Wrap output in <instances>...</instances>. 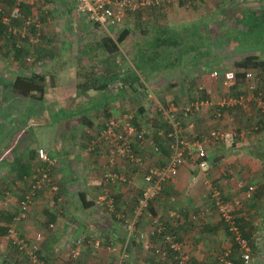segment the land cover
I'll use <instances>...</instances> for the list:
<instances>
[{"label": "crops", "instance_id": "1", "mask_svg": "<svg viewBox=\"0 0 264 264\" xmlns=\"http://www.w3.org/2000/svg\"><path fill=\"white\" fill-rule=\"evenodd\" d=\"M52 1L55 3L54 7L51 6V0H44V4L48 5L47 9L43 10L39 1L36 4L37 6L34 7V10L44 18L42 29L44 33L39 35V40L41 36H44V50L42 48L40 50L42 52H30L32 50L30 46L27 47L29 52L26 51L28 53L21 54L18 58L12 45H10L13 42L10 38L11 34L6 33V38L0 40V74L3 68L1 65L6 62L8 57L17 60V63L21 62V67L24 68H27V66L25 67V61L27 65L38 64L41 67L44 66V68L42 67L44 71L41 73V75H44V92L39 94L37 98L15 94L12 88H8V86H3V93H1L0 87V118L2 97L8 90H11L13 96L19 99L25 98L26 105L30 100H44V104H47L51 110L49 112L50 117L47 116V113H44V133H37V136H42L41 142L35 134L34 138H31V133L27 132L0 133V171L7 170V176L12 180L11 183L18 184L21 180L27 181L25 178L19 179V172L24 166H28L31 173L38 162L37 149H46L58 161V166L53 169L52 175L54 181L59 185V193L54 196L49 192H44L39 196V203H44L42 211L38 214L40 218L44 217L45 222L40 229L46 231L42 252L44 264H65L64 260H67L66 251L69 250L70 239L72 240L78 236H84L89 242L81 248L79 257L73 263L68 262L66 264H115L117 255L111 253L108 246L114 244L119 247L125 240L126 231L117 216L107 212L98 201V195L106 187L103 184L102 175L107 162V150L103 144L93 145L92 142L93 134L105 125L107 119L122 112L119 107L124 101L126 102L130 90H124L121 77L111 79L105 90L98 89L97 83H94V86L88 83L84 86L85 90L81 89L80 85L95 78L100 82L103 79L109 80L120 71L124 72L125 68L129 66L124 59L133 58L136 50L140 48L138 43L149 39H145L139 34V30H145L149 26L146 17V12L149 9H154L155 12L163 11L161 7L169 2L170 12L178 7L184 12L180 13L178 11L176 14L184 15L188 13L186 12L188 5L181 2L177 3L176 0H158L159 3L153 7L129 13L121 29L117 32L114 31L115 36H111L107 32L104 33L99 26L77 14L73 0ZM247 9H254V7H247ZM155 12L154 14H157ZM215 12L214 26H219L215 30L220 31L223 29L222 27L225 24L223 18H226V16L219 15L218 11ZM200 18L205 22L204 24L202 22L200 27L206 43H219L222 40L223 33L226 34L229 31L212 34L210 27H208L212 22V18L208 19L206 16H200ZM235 22H237L238 28H242L245 24L243 20H236ZM124 30H128L130 33L125 41L119 44L118 54L110 55L102 45H97L104 37L112 38L113 41L117 42L118 37ZM93 35H96V37ZM90 36H93V38ZM8 43L10 47L6 46ZM211 49L213 56L201 57V59L200 57L197 58L198 53L187 54L186 58L189 62L183 68L174 70H162L160 68L146 73L157 75L168 71H184L188 68L187 71L192 76L216 82L210 78L209 73L215 68H220L225 54H229L230 50L222 51L219 46ZM203 50L201 51L203 52ZM243 50L240 54L241 57L245 55L243 52H247L248 49ZM129 59L127 62L130 61ZM130 63L132 62L130 61ZM201 68L203 71H200ZM31 70L32 67L30 73ZM19 73L21 74L20 70ZM20 74L17 76H20ZM162 82L164 84V81ZM0 83L2 85L1 78ZM207 87L210 90L206 93L207 99L204 100L208 102L201 107V111L196 116L198 133L221 127L228 131L238 130L241 132V136L232 144L211 145L208 149L209 167L206 171L200 170L192 162H187L180 167L175 182L169 183L163 188L160 197L152 203L150 211L154 216H159L168 227L176 232L178 240L182 243L183 252L189 256L188 264H219L218 255L229 247L233 249V241H231V235L226 224L217 213L210 198L205 195V183L211 181L227 193L229 192L228 184L231 180L238 187L242 183L244 189L248 185H254V194L250 199L245 198L243 192L246 204L242 209L236 210V213L238 218H242L247 222L246 229H249L250 226L254 227L252 231L254 241L253 245L250 244L251 264H257L253 257L254 251H262L263 249L257 243L256 238L261 234V230L264 232V194L258 199L257 204L254 203L256 192L260 187H264V156L262 158V155H264V124L262 115L255 106L251 109V112H247L240 107L221 108L218 105V100L227 92L226 89L220 84L223 92L220 96H217L210 85H207ZM239 92L236 88L231 91V95ZM132 94L134 93L132 92ZM12 105L15 108L12 110L16 111H8L11 114H9L11 119L14 120V116H26L27 113H25L24 108L21 109L20 104ZM63 108L71 110L69 117L62 115L60 111ZM218 108L221 109V115H217ZM235 108L241 110V116L236 115ZM33 117L36 118V116ZM37 117H39V113ZM19 128H23L22 131L25 129L23 125ZM2 134H5V136L1 137ZM4 137L5 139H2ZM162 146L165 152L162 150V153L156 154L158 157L156 163L158 164L164 161L166 155L168 156L164 141ZM142 152L147 157V162L150 163V160L148 161L150 149L142 150ZM234 152L246 155V159L244 158L240 165L239 163L236 164L237 167L233 164L236 158ZM245 162H248V167H243ZM4 165L7 167L4 168ZM247 170H250L248 174L244 175L247 179H240L237 173L246 172ZM131 173L135 174V171L131 169ZM136 180L141 182L139 183L140 189H136ZM7 185L8 183L4 186ZM142 187L143 181L140 174L135 176L133 187H110L111 192L116 197L118 210L131 213L138 196L141 194ZM21 192L23 191L21 190ZM85 203L89 206H86ZM32 211H34V208L30 212ZM18 212L19 207L17 206L14 209V215H11V213L4 210L2 205L0 208V225H3L5 219L8 218L6 216L10 214V218L13 220ZM32 217L24 219L27 222L18 226V228L21 227L22 230H20L23 235L28 238H33L35 234L30 233L28 228L33 229L31 227L33 225ZM50 223H55L54 229H49L48 225ZM11 224H8V226ZM151 224V218L144 216L140 222V228L149 230ZM4 236L6 235L0 236V239ZM98 239L101 240V245L96 246L95 242ZM157 241L154 237H150L147 242L135 241L130 248V259L127 264H177L173 259L161 262L155 255L154 247ZM15 249L19 252L16 247ZM103 251L110 252L108 255L114 258L113 262H111V259L108 261V257H105V260L96 257L98 253ZM11 254L12 252L4 257L6 260L4 263L10 264V258H7V256ZM105 254L107 253H103L102 256H105ZM55 257H58L57 261L59 262H53ZM25 259L27 258L25 257ZM260 260L262 259L260 258ZM70 262L72 261L70 260ZM14 263L26 264V262L21 261H13Z\"/></svg>", "mask_w": 264, "mask_h": 264}, {"label": "built area", "instance_id": "2", "mask_svg": "<svg viewBox=\"0 0 264 264\" xmlns=\"http://www.w3.org/2000/svg\"><path fill=\"white\" fill-rule=\"evenodd\" d=\"M40 2L42 9H47L44 0H12L7 6L0 1V12L4 13L3 22L8 25L11 34L19 35L16 43L21 47L22 38L30 37L31 42H39V35L44 26V18L38 13L25 15L22 12L23 4L34 6ZM77 14L85 17L94 25L99 26L103 32L115 36V32L121 29L124 20L131 12H139L158 4V0H73ZM51 6H55L51 0ZM49 4V3H48ZM6 10H8L6 12ZM19 21L20 23H13ZM38 30L37 35H31L32 29ZM114 29V30H112ZM115 31V32H114ZM32 60V59H29ZM245 80L238 77L239 70L213 69L210 78L219 82L226 89V93L218 100L221 108L240 107L247 112L255 106L262 115L264 124V76L257 70H242ZM143 85L145 99L149 101L155 114L164 126L156 123L144 124L143 115L126 110L110 116L105 125L94 133L93 145L103 144L107 150V162L103 168L102 180L104 190L98 195L101 206L110 214H115L123 223L126 237L124 242L116 247L108 246L111 253L117 255L115 264H127L130 259V248L135 241L147 242L150 237L158 241L155 245V255L163 263L173 259L177 264H188L189 256L183 252L182 243L178 240L176 232L168 227L159 216H154L150 209L152 203L157 200L163 188L169 183H174L180 167L187 162H192L200 170L206 171L209 167V152L211 145H224L236 142L241 132L238 130L228 131L217 127L209 131L198 133L197 114L201 107L208 101L194 99L186 105H181L162 100L154 88L150 86L139 74ZM238 88L237 94L231 95V91ZM204 85L198 87L197 92H209ZM221 109H217V115H221ZM165 143L168 156L162 163H149L142 150L150 149L153 154L162 153V142ZM38 165L34 168L31 176H26L28 181L27 190L22 194L18 203L19 212L8 226L7 238L16 247L20 254L26 255L34 264H44L41 258L43 242L46 231L35 232L33 238H28L18 229V223L24 220L28 213L36 207L41 193L49 192L54 196L59 193V185L53 179V169L58 166L56 158L52 157L44 148L37 149ZM130 169V170H129ZM135 171V174L131 173ZM141 175L143 187L141 194L134 205L133 211L127 213L119 211L116 205V197L110 187L124 186L133 187L134 178ZM205 195L212 201L217 213L226 224L231 235L233 249L229 247L218 255L219 264H251L252 253L249 241L242 236L238 224L236 210L242 207V201L235 198L232 202L225 198L222 189L215 186L211 181H206ZM243 184L240 183V187ZM254 185L246 186L244 197L250 199L254 194ZM144 216H149L152 226L149 230L140 228V222ZM49 229L55 228V223L48 225ZM84 236L70 239L69 255L76 259L81 253V248L88 244ZM101 245V240L95 242Z\"/></svg>", "mask_w": 264, "mask_h": 264}, {"label": "rangeland", "instance_id": "3", "mask_svg": "<svg viewBox=\"0 0 264 264\" xmlns=\"http://www.w3.org/2000/svg\"><path fill=\"white\" fill-rule=\"evenodd\" d=\"M176 2L177 3L181 2V3H184L185 5H188V7L186 8V10H187L186 12H188V13L184 14V15H177L176 13H178V11L180 13L184 12L182 9H180L178 7H175L174 10L172 9V11L170 12V10H169L170 9V5H169L170 3L169 2L168 3L166 2L164 4V6L161 7V8H163V11H156L155 12L154 9H149L146 12V15H147L146 17L148 18L147 23L149 24V26L145 30H139L140 31L139 34L143 38H152L153 37V33L151 32L152 29L164 25L165 27H170V28L174 29V32L176 31V33H175L176 37L180 38V40H183L182 37H188L191 32L193 35H195V30H197V31L199 30L197 26H200V24L203 22L202 18H200V16H202V17L206 16V17H208V19L212 18L211 19L212 22L208 25V27H210V32L212 34H215L218 32L223 33L226 30L231 31L232 28L238 27L237 22H235V21L236 20L240 21L242 19L241 15L243 14V11H245V9H247V7H250V8L254 7V9H255V8L261 7V5L264 4V0H176ZM197 3H198V5H197ZM216 7H218V9H216ZM215 11H218L219 15L223 14L226 16V18H223V20H224L223 23H225V24L222 27L223 29H221L220 31L215 30V28H217V29L219 28L218 25L214 26L215 19H216L215 18V13H216ZM154 12L157 14H154ZM137 18H140V17H137ZM141 18H143V17H141ZM229 19H231V20H229ZM140 23H142V21H140ZM204 23L205 22H203V24ZM187 28H188V30H187ZM145 31L147 33L149 32V34H147V35L144 34V33H146ZM253 34L255 35V33H253ZM93 36L96 37V35H93ZM93 36H90V37L93 38ZM224 39H222L221 41H223ZM231 42L233 43L234 40L232 39ZM10 45H12V44L10 43ZM10 45H9V43L6 44V46H9V47H10ZM213 45H214V47L212 46L211 48H215L216 46H219L220 48L224 46L223 48H227L228 42H227V39H225L224 42H222V44H218V45L213 44ZM138 46H140V43H138ZM144 47H146V46H144ZM31 49H32V47H31ZM123 50L126 51L125 49H123ZM147 50H148V48L145 51H147ZM150 50L152 51L153 49L151 48ZM223 50L227 51L229 49H222V51ZM242 51H244V50L240 49L238 47H235V45H233V48H232V50H230V53L225 54L224 61L220 65L219 69L234 68L235 62L237 61V59H240V57H241L240 54H242ZM30 52L34 53V51H30ZM251 52H252V50H251ZM150 53L151 52H148V54H150ZM243 53L248 54V52H243ZM259 55L261 56V58L264 59V53L263 52H260ZM164 58L166 59V57L163 55L161 56L159 54L158 55L155 54V56H154L152 54L150 60H149V57L147 58L148 59L147 65H145V67L140 69L141 72L139 71L140 72L139 74L141 75V77H143V79H145L146 81H149L148 82L149 85L154 88V90L156 91L158 96L162 100H164L165 102L173 101V102L181 104V105H186L193 100V97L195 98L196 96H199V94L201 92H197L196 89H198V87L200 85H204V86L210 85L211 86L210 88H212V91L214 90V93H216L217 96H220L221 92H223V89L220 87L219 82H213V81H210V79H207V81H206V80H203L202 77H198V76H194V75L192 76L187 71L188 68H186L184 71H182V70L178 71V72L168 71V72L159 73L157 75L156 74L154 75L152 73L149 75L146 73V69L148 71H153L156 69V67L161 68L160 65H163L164 63H166ZM129 60L132 61V58ZM130 61L128 62V65L133 66V64L130 63ZM1 66H3L2 70H1V74H0V78H1V82H2V85L0 83L1 93H3V86H8V88H12L11 85L14 81L13 79L15 77H18L17 75L20 74V73L18 74L19 70L21 72L20 75H28V74L30 75L32 72H36L40 75L44 71V69H43L44 66H42L43 67L42 68L38 64L27 65L26 61H25V67L27 66V68H24L23 66L21 67V62L17 63V60L13 59L12 57L6 58V62L4 64H2ZM31 67H32V70L30 73ZM26 69H28V70H26ZM200 71H203L202 68ZM145 74H147V75H145ZM162 81H164V84ZM125 91H127V90H125ZM34 94H35L34 97L37 98L39 93L38 94L34 93ZM2 98H3V103L1 105L0 133H25V132H27V133H31V135H32V136L30 135L31 138H34V134L37 136V133H44V113L45 114L47 113L48 114L47 116L50 117L49 112L51 111L49 106H47V104H44V100H30L28 102V104L26 105L25 98L19 99L18 97L13 96V93L11 92V90L10 91L8 90L7 93L5 95H3ZM12 104H20L21 109L24 108L25 113H27L26 116L25 117L14 116V120L11 119L10 118L11 114L8 111L15 109L14 107H12L13 106ZM140 106H144L145 110H146V114H145L146 116L143 115L144 120H141L142 123H144V124L156 123L162 127L164 126V124L159 121L157 114H155L152 104L149 101H147L145 98L142 99L141 102H137L134 94H132L131 91L128 92L126 102L124 101L123 104H121V106L119 108L122 111H126V110H129L132 112L137 111L134 113L136 115V114H138V109ZM235 109L237 111L236 115L241 116V110L237 109V108H235ZM44 110H45V112H44ZM14 111H16V110H12V112H14ZM60 112L62 113V115H65L67 117H69L71 114V110L68 108H63V109H61ZM38 113H39V117H37ZM33 116H36V118ZM21 125L24 126V128H25L24 131H22L23 128H19ZM2 136H5V134H2L1 137ZM37 137L40 138L39 141L41 142L42 136H37ZM2 139H5V137ZM224 145H226V144H224ZM234 153L236 154V158H235V163H233V164L235 165V167H237L236 164L239 163V165H240L241 164L240 162L244 161V158L246 159V157H245L246 155H244L243 153H240V152H234ZM162 155L164 156V154H162ZM152 158L154 159L153 161H152ZM149 160H150V163H156V161L158 160V157L156 155H154L153 153L149 152L148 161ZM37 165H38V162H37L36 166ZM247 165H248V162H245L243 167H248ZM6 167L7 166L4 165V168H6ZM249 171L247 170L246 172H242V173L238 172L237 175L240 177V179L244 180V179H247V178H245L244 175L248 174ZM0 173H1L0 174V201H1L0 202V205H1L0 208L3 205L4 210L7 211V213H11V215H12L14 213L15 207L18 206L20 196H22V194L25 192V190H27L28 181H25V180L22 181L21 180V181H19L18 184L13 183V182H12L13 183L12 184L11 183L12 180L10 178H8V176H7V174H8L7 170H2V171H0ZM231 175H232V173H231ZM135 182H136V189H140L139 188L140 187L139 183H141L140 180H136ZM233 182L231 180L230 183L228 184L229 192L228 193L224 192L225 198L231 202L235 198H239L242 201V207H244V204H246V199H244V197H243V192L245 189H244V187H238V185L234 184L235 182L234 183ZM7 183H8V185L4 186ZM21 190L23 192H21ZM42 207H44V203L43 204H42V202L39 203V200H38V203L36 205V208H34V211L29 212L28 213L29 215H27V218H25V219H30L32 216H34V217H32V221H33L32 224L33 225L31 226V227H33V229L28 227L30 233H35L34 232L35 230H40L42 228V226H44V224H45L44 217L40 218L38 215L42 211ZM242 207H241V209H242ZM11 215L9 214L8 216H6L8 218L5 219L4 224H3L4 226H8V224H11V222H12V219L10 218ZM25 222H27V220H22V222L18 226L23 225ZM18 229H21V227H19ZM222 229H224V227H222ZM230 238H231V236H230ZM256 239H257L256 240L257 243L260 244V246L262 247L263 250L262 251H260V250L254 251L253 257L255 258L257 264H264V232L262 230H261V234H259V237L257 236ZM231 241H232V239H231ZM14 249H15V247L11 244V241L6 236H4L0 239V264H8V263H4L6 261L4 257H6V255L10 254L11 252H12V254L7 256V258H10V264H13V261H16V262L21 261V262H26V264H34L33 262L29 261L28 259H25L24 256L19 254L17 251H15L16 249L15 250ZM103 253H107V254H105V256H102ZM66 254H67V260H64L65 264L68 262L73 263V261L76 260L69 255V250L66 251ZM108 254H110L109 251H107V252L103 251V252L98 253V255H96V257H100L101 259L108 257L109 258L108 261H110V259H111V262H113L114 258H112V256L108 255ZM260 258L262 260H260ZM53 259H54L53 262H59V261H57L58 257H55ZM69 259L72 262H70Z\"/></svg>", "mask_w": 264, "mask_h": 264}, {"label": "trees", "instance_id": "4", "mask_svg": "<svg viewBox=\"0 0 264 264\" xmlns=\"http://www.w3.org/2000/svg\"><path fill=\"white\" fill-rule=\"evenodd\" d=\"M0 1L4 2L7 6H10L12 4V0H0ZM36 6L35 5L30 6L24 3L22 6V12L25 15L37 13L34 10V7ZM7 11L8 10H6V12ZM3 15L4 13L0 12V40L6 38V33L8 35L10 34L8 31V25L3 23V20H2ZM241 20L245 22L242 28L235 27V28H232L231 31L229 30V32H227L226 34L223 33L221 38L227 39L228 45H227V48H223V47L221 48L232 50L233 45H235V47L243 48L246 50L249 49L248 51L252 50L253 53H250L251 51L250 52L247 51L248 54L243 55L239 60L235 62V68L239 70L238 77L240 81L241 80L243 81L245 80L244 79L245 74L244 72H242V70L254 69V70H257L260 73V75L264 73V59L261 58V56L259 55L260 52L264 53V4L261 5V7H258L255 9H246L245 11H243ZM13 23L19 24L20 22L13 21ZM197 27L199 30L198 31L195 30V35H193L191 32L188 37H182L183 40H180V38L176 37L175 35L176 31L174 32V29L170 27H165L163 25V26L152 29L151 32L153 33V37L149 39L145 38L146 40L140 43V48H138L136 52L134 53L132 61H131L133 66L130 65L126 67L124 72L120 71L118 74H115L109 80L103 79L101 82L97 78H95L94 80L93 79L87 80L85 83H82V85H80L81 89L85 90L86 88H84V86L87 85L88 83L89 85L93 84V86H94V83H97L96 86H99L98 89L105 90V88L109 86V82L111 81V79L121 77V82L124 85V90L132 91L135 94L134 96H135L136 101L141 102V100L145 98V93L143 91L144 88H143L142 83L140 82L139 74L137 72H139L141 68L147 65V62H148L147 58L149 57V60H150L152 54L154 56L155 54L157 55L159 54L161 56L163 55L166 57V59L164 58L166 63H164L163 65H160L162 70L164 69L174 70V69L183 68L185 64H188L189 61L186 58L187 54L189 53L197 54L198 53L197 58L200 57V59L201 57L213 56V53L211 52L212 50L211 47L212 46L214 47L213 44L218 45L224 42L225 39L223 41H219V43H215V42L206 43L204 40V36L202 35L201 27L200 26H197ZM30 33L31 35L32 34L37 35L38 30L34 28L31 30ZM41 33H44V32L41 31ZM129 33L130 32L128 30H124L123 32H121L120 36L117 39V42L113 41L112 38L104 37L99 43H97V45L98 46L102 45V47L105 48L106 52L110 55H114L116 53L118 54L120 50L119 44L125 41V38H127ZM253 33H255V35ZM144 34L147 35L149 34V32L148 33L146 32ZM10 38L13 40L12 47L15 50V55L17 57L21 54L28 53L29 49H27V47H30V46L32 47L34 52H37V51L39 53L42 52L40 51L41 48L44 50V43H45L44 36H41L39 42L37 43L31 42L30 37L22 38V45L24 46L21 45V47L16 46V43L20 39L19 35H14L11 33ZM232 39L234 40L233 43L231 42ZM147 48L148 50L145 51ZM151 48L153 49L152 51L150 50ZM203 48H205V50H203ZM201 50H203V52ZM148 52H151V53L148 54ZM124 61L128 64L127 62L128 59H124ZM159 68L160 67H156L155 70H158ZM146 72H149V71L146 69ZM43 82H44V75H41V74L39 75L36 72H32L30 75L29 74L20 75L13 82L12 91L15 94H18L24 97L34 98V95H35L34 93L42 94L44 92ZM89 87H92V86H89ZM196 91H198V89H196ZM207 97L208 96H206L205 92H201L199 96H196L195 98L193 97V100L197 98L207 99ZM138 114L146 116L145 115L146 110L144 106L139 107ZM161 147H162V150L165 152V150L163 149V146ZM263 156L264 155H262V158ZM31 173H30V167L24 166L22 170L19 172L18 177L19 179H24L25 176H31ZM263 194H264V187H260V189L256 192V199L254 202L255 204L258 203V199H260L263 196ZM85 205L89 206V204L87 203H85ZM238 224L241 229L242 236L246 238L251 245H253L254 237H253L252 231L254 227L250 226L249 229H246L248 224L242 218H238ZM7 232H8V226L0 225V236L7 235ZM24 256L27 258L26 255ZM41 258L44 260L42 255H41Z\"/></svg>", "mask_w": 264, "mask_h": 264}]
</instances>
